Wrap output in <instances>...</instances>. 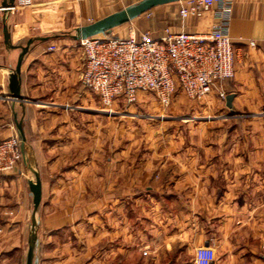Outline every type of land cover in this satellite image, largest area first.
<instances>
[{
    "label": "crops",
    "instance_id": "crops-1",
    "mask_svg": "<svg viewBox=\"0 0 264 264\" xmlns=\"http://www.w3.org/2000/svg\"><path fill=\"white\" fill-rule=\"evenodd\" d=\"M31 1L20 6L14 0L7 46L6 0H0V141L18 136L25 153L15 173L0 176V202L6 203L0 212L11 214L0 237V264L20 249L33 200L29 186L37 185L31 168L41 181L38 215L49 230L47 243L70 230L85 233L89 249L107 248L90 264H105L103 252L109 260L116 250H130L132 233L144 245L181 244L176 262L185 254V264H264V0H234L229 35L237 54L235 77L194 102L185 118L149 115L163 107L147 93L133 105L118 99L112 115L102 113L99 97L82 85L76 30L141 0ZM173 4H179L175 14L161 6L160 17L144 14L113 34L159 38L167 28L210 30L214 10L185 20L179 14L185 2ZM30 40L21 66L23 100L16 101L11 77L21 50L14 47ZM221 91L235 95L232 111L219 99ZM181 97L174 110L187 104ZM243 126L255 131V144L242 143Z\"/></svg>",
    "mask_w": 264,
    "mask_h": 264
},
{
    "label": "built area",
    "instance_id": "built-area-1",
    "mask_svg": "<svg viewBox=\"0 0 264 264\" xmlns=\"http://www.w3.org/2000/svg\"><path fill=\"white\" fill-rule=\"evenodd\" d=\"M20 6L31 0H17ZM234 0H189L180 8L182 19L202 18L214 10L207 33H149L122 38L113 33L79 41L84 56L81 82L95 93L104 107L118 99L137 103L140 93L152 94L164 108L179 95L204 101L213 89L236 74L237 54L229 35ZM11 11V9H10ZM148 12L147 14H149ZM252 47L255 43L251 42ZM220 100L227 94L219 92ZM23 159L18 136L0 141V176L15 173ZM3 229L0 227V234Z\"/></svg>",
    "mask_w": 264,
    "mask_h": 264
},
{
    "label": "rangeland",
    "instance_id": "rangeland-1",
    "mask_svg": "<svg viewBox=\"0 0 264 264\" xmlns=\"http://www.w3.org/2000/svg\"><path fill=\"white\" fill-rule=\"evenodd\" d=\"M168 6H170L168 8H170V9L172 8L170 13L175 14L176 13L175 8L177 6H179V4H173V5H168ZM160 10L161 9H153L152 11H150L149 14L146 13V15H144V16L148 19H151V18L156 19L157 17H160V15H159V14H161V13H159V12H161ZM120 35H122V34H120ZM181 98L186 100L187 104L182 105L178 110H174V108H172V106H173V104H172L167 109L162 108L163 111H161V110L155 111V110L151 109V111H149L148 114L149 115L150 114L155 115V114L161 113V115L173 116L175 113L176 115L180 114V116L184 115V118H185V114H189V115L192 114L191 106L194 104V102L186 99L185 97H181ZM100 111L102 113L105 112L106 114H111L112 110H110V108L103 107L102 105H100ZM218 115H219V112L216 116H218ZM211 116H213V115H211ZM207 118L209 119V116H207ZM115 121H116L117 125H119L120 118L117 117ZM232 122H234V121H232ZM178 124H180V123L178 122ZM228 124L230 126L232 123H228ZM249 125H250V123H249ZM180 126L181 125H179V127ZM182 128L183 127H180L179 132L183 130ZM243 128L245 129L244 130L245 132L242 133V135H243L242 143L243 144H255V131L249 130L250 127H248V130H246L247 127L243 126ZM172 129L176 130L175 127H173ZM240 132H241V130H239V133ZM251 132H253V133L251 134ZM19 140H20V138H19ZM22 161H23V159L21 160V162ZM16 171H17V169L15 170V172ZM31 186H33L34 191H36L37 185L35 186L33 183L30 184L29 187H30V190L32 191ZM243 187H246V189L247 188L251 189V186H245L244 185ZM238 191H240V189ZM34 194H35V192H33L32 204H31V206H29V209L27 211L28 213L25 217V221L21 226V233H20L19 238H18L20 249L18 250V253L16 255L14 252H12L10 254V255L13 254V259L9 260L8 264H16V261L19 264H26V255H27V251H28V228H29V225L31 224V214H32V209H33L34 202H35V195ZM5 204L6 203L4 201H3V203L0 202V206L5 205ZM7 215H11V214L9 212L4 213V211L0 212V227L3 229L2 233L0 234V237L4 234V227H6V225H7V222H6L8 220ZM39 216L41 217V221H40L41 225L39 227V232H38L39 244H40L38 255H39L40 264H90L91 260L95 257L96 253H98V252L102 253V251H104V250L106 251L107 248L102 249V247L100 248V246L94 247V249H89V246H91V241H90L89 237L85 233L84 234L79 233V232L74 233L71 230L69 233L62 236L63 237L62 239L55 240L54 244L53 243H47L49 240V236H48L49 230L46 227L47 224L44 223L43 215L40 213ZM54 223H56V221H54ZM132 234L133 235H132V243H130V246H131L130 250L126 249V251H125V249H123V248H121L120 251L116 250L114 258H111L109 260L107 259L108 258L107 254H105V252H103L104 254H103V256H101L103 258L102 260L104 261L103 263H105V264H185V262H188V260H189V256L184 254V255H182V257L180 259H178V262H176V260H177L176 256H179L181 251H182L181 244L177 243L172 248L166 247L163 245L155 247V244L144 245L141 243L140 238H138L136 236V234H134V233H132ZM0 240H1V238H0ZM211 243L213 244L212 247H214V239H211ZM50 244H52V245H50ZM63 246H64V248H63ZM199 251H197V252H199ZM199 254H200V252H199ZM10 255L4 254L5 257L10 256ZM193 263L198 264V261L194 260Z\"/></svg>",
    "mask_w": 264,
    "mask_h": 264
},
{
    "label": "water",
    "instance_id": "water-1",
    "mask_svg": "<svg viewBox=\"0 0 264 264\" xmlns=\"http://www.w3.org/2000/svg\"><path fill=\"white\" fill-rule=\"evenodd\" d=\"M189 0H141L135 4H132L120 11L112 13L99 21L79 27L76 30V34L73 36L74 40L82 41L96 36H107L113 33V30L126 25L138 18L142 15L150 12L153 9H156L161 6L178 3V2H185ZM14 4V0H6L4 6L7 7V10L4 13L3 18V28H4V38L5 44L10 46L11 43V34L9 32V28L7 26V19L10 15L11 6ZM33 43V40H30L26 46H17L14 48H19L21 53L18 58L17 66L13 70L12 74V99L18 101L23 100L20 94L21 91V66L24 60V57L27 55L30 49V45ZM235 95L230 94L226 98V106L228 109L232 111L233 109V101ZM237 116V115H233ZM21 150L23 153V158H25L24 153V145H21ZM32 172L36 175L37 178V188L34 191V187L31 186L33 192H35V202L33 206V211L31 215V224L29 226L28 232V251L26 255V264H39V227H40V220H39V207L42 201V186L41 181L37 173L31 168Z\"/></svg>",
    "mask_w": 264,
    "mask_h": 264
}]
</instances>
